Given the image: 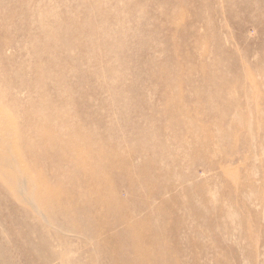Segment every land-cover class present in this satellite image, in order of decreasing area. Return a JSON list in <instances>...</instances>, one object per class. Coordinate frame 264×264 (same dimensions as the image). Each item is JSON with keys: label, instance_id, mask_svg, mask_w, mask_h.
<instances>
[{"label": "rangeland", "instance_id": "374dc122", "mask_svg": "<svg viewBox=\"0 0 264 264\" xmlns=\"http://www.w3.org/2000/svg\"><path fill=\"white\" fill-rule=\"evenodd\" d=\"M0 264H264V0H0Z\"/></svg>", "mask_w": 264, "mask_h": 264}]
</instances>
